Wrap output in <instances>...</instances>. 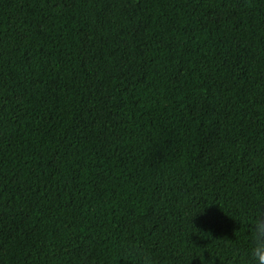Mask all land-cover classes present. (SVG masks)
Masks as SVG:
<instances>
[{
  "label": "trees",
  "instance_id": "16d2710c",
  "mask_svg": "<svg viewBox=\"0 0 264 264\" xmlns=\"http://www.w3.org/2000/svg\"><path fill=\"white\" fill-rule=\"evenodd\" d=\"M264 211V0H0V264H247Z\"/></svg>",
  "mask_w": 264,
  "mask_h": 264
},
{
  "label": "clouds",
  "instance_id": "9594fccd",
  "mask_svg": "<svg viewBox=\"0 0 264 264\" xmlns=\"http://www.w3.org/2000/svg\"><path fill=\"white\" fill-rule=\"evenodd\" d=\"M248 227L251 233L252 247L247 264H264V211L258 208Z\"/></svg>",
  "mask_w": 264,
  "mask_h": 264
}]
</instances>
